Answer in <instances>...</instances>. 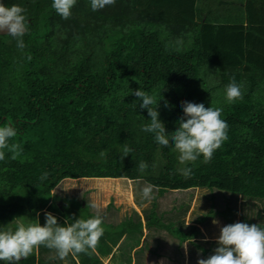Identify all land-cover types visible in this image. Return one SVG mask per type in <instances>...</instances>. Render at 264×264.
Here are the masks:
<instances>
[{"label":"trees","instance_id":"trees-1","mask_svg":"<svg viewBox=\"0 0 264 264\" xmlns=\"http://www.w3.org/2000/svg\"><path fill=\"white\" fill-rule=\"evenodd\" d=\"M0 2L24 8L29 21L23 49L0 34V126L11 122L17 136L10 143L23 149L15 160L5 150L0 161V223L33 214L52 197L78 206L81 218L94 216L74 197L52 195L65 178L99 179L103 187L92 181L98 191L114 186L132 203L124 178L264 198V7H251L245 29L206 21L203 13L198 21L195 0H115L97 11L90 0H77L67 20L53 0ZM233 77L243 99L229 103L225 88ZM138 88L159 102L166 133L177 129L181 101H189L222 109L228 139L209 163L200 156L180 165L171 143L162 146L142 130L150 117L133 95ZM125 145L132 149L126 157ZM141 161L148 165L143 173ZM181 167L192 168L190 178ZM147 224L166 226L155 213ZM123 226L139 229L129 221ZM19 264H35L34 256Z\"/></svg>","mask_w":264,"mask_h":264},{"label":"clouds","instance_id":"clouds-1","mask_svg":"<svg viewBox=\"0 0 264 264\" xmlns=\"http://www.w3.org/2000/svg\"><path fill=\"white\" fill-rule=\"evenodd\" d=\"M77 0H53L51 7L63 19L72 15L71 9ZM93 11L101 10L105 6L114 5L115 0H90ZM26 10L19 5L5 6L0 2V32H7L17 40V47H25L22 37L28 31L29 21L23 14ZM139 101L141 109H146L150 123L143 126V131L154 134V140L165 147L170 146L178 153L180 165L194 163L203 156V163H209L214 152L228 139V124L221 119L222 109L205 107L203 103L181 101L183 116L177 121L178 127L172 133H166L165 124L159 119L157 110L159 102L146 91L137 89L133 92ZM226 99L232 103L243 99L241 85L233 77L225 88ZM153 105H156L153 107ZM17 136V130L11 122L0 126V161L5 160V150L11 153L15 160L22 154V147L18 143H10ZM132 151L128 146L123 147L124 156ZM104 153H101L103 156ZM148 168L147 163L141 161L138 170L143 173ZM178 171L190 178L192 168L181 167ZM49 173L44 172L39 179L44 181ZM154 186L149 184L142 188L143 200L151 201ZM99 209V205L93 204ZM45 208V207H44ZM45 223L42 226L39 219L30 223H18L15 228L0 227V261L6 264H19L21 259H27L34 249L43 245L55 250L60 260H66L71 254H91L95 251L100 238L104 234L103 218L97 214L90 218H78L72 223L65 221L58 223L57 218L45 211ZM214 224L218 223L213 221ZM206 239V238H205ZM193 240L190 242L192 243ZM216 245L207 258H198L197 264H264V227L260 224L235 222L220 228ZM187 254V245L184 246Z\"/></svg>","mask_w":264,"mask_h":264},{"label":"rangeland","instance_id":"rangeland-1","mask_svg":"<svg viewBox=\"0 0 264 264\" xmlns=\"http://www.w3.org/2000/svg\"><path fill=\"white\" fill-rule=\"evenodd\" d=\"M218 0H197L198 4L202 5V10H207V4L212 6L216 5ZM226 1V0H223ZM231 11H232V6ZM216 12L221 11L220 7L214 8ZM237 11V8H236ZM198 21H203L200 14H196ZM1 35L7 36V32H0ZM118 178V177H115ZM124 178V177H119ZM131 183V191L134 194L133 203L131 200L123 198L121 192L113 186L112 191L107 193L98 191L93 185L94 181H98L100 187L104 186V183L99 179H62V183L65 181L69 184H73L74 187L64 191H60L63 188L61 181L51 189V193L54 196L60 198L74 197L81 203L82 206L87 207L88 211L94 209L93 204L99 205L105 213L102 215L108 216L109 212L113 209L116 203H120L122 210L127 209L124 219H117L122 221L121 223L129 221L130 223L139 224V229L134 231L138 238L142 236V232L149 234V230L153 225L147 224V219L151 213H155L156 217L166 226H156L157 231L154 236H166L169 240L184 239L182 236L186 235V238H192L194 233H201L203 236H210L218 238L220 234V228L233 224L235 222H244L251 224H260L264 227V198H256L240 193H233L227 190H219L210 187L193 186L189 188H162L155 185L147 178H124L122 181L128 184V180ZM114 180V179H113ZM93 181V182H92ZM116 181V180H115ZM113 181V182H115ZM153 185V196L150 202L143 200L141 196V190L146 185ZM75 189V190H73ZM118 191V192H117ZM122 194V195H121ZM127 202H122V201ZM61 200L50 198L43 211L52 213L55 217L60 214L63 222L67 220L72 223L75 219L80 218L82 209L74 205L63 206L65 213L59 211ZM62 207V208H63ZM129 207V208H128ZM120 209V208H119ZM67 213L72 215V218L67 217ZM100 213V212H99ZM100 215V214H99ZM40 219L41 225L45 223L44 212L40 214H30L29 216L21 217L11 222H2L0 227H12L15 228L18 223H30L35 219ZM218 223L214 224L213 221ZM144 228V229H142ZM142 229V231H141ZM182 231L181 234H176L175 230ZM152 232V231H151ZM36 250V249H35Z\"/></svg>","mask_w":264,"mask_h":264},{"label":"crops","instance_id":"crops-1","mask_svg":"<svg viewBox=\"0 0 264 264\" xmlns=\"http://www.w3.org/2000/svg\"><path fill=\"white\" fill-rule=\"evenodd\" d=\"M230 6H232V11ZM202 7L195 0L194 8L196 9V14L203 13L202 16L204 15L206 17V21L214 23L220 20H228L232 23L235 21L244 24L246 29V25L250 23L248 12L251 7L261 9L264 7V0H218L214 6L207 4L206 8L208 7V9L206 11L202 10ZM215 7H220L222 10L216 12ZM255 21L261 22L259 20ZM65 179L71 180L73 178ZM60 191L62 193L64 192L62 190ZM123 198L127 199L124 196ZM122 202L127 201L124 200ZM60 205L59 211L66 214L65 208L63 207L66 204L61 202ZM112 207L113 209L109 212V215L104 217L102 215L105 211L101 207L88 211L91 215L93 214L95 216L100 214L102 216V227L104 228V234L100 238L95 251L89 250L91 254L80 253L76 256L70 254L66 260H60L56 256L55 250L41 245L36 250L34 249L29 257L34 256L35 264H197L198 258H207L212 254L213 249L217 247L216 237L211 238L206 235L202 237L201 233L198 235L196 232L192 238H179L178 240H169L163 235L154 236V233L158 232L156 225L151 227L148 235L142 232V236L138 238L137 234L134 233L138 228H126L121 223L122 221L117 220L118 218L124 219V211L127 209L123 208L122 210L120 203H116ZM43 209L37 210L36 213L40 214L41 212H45ZM69 216L72 218V215L67 213L68 220ZM56 218L60 225H64L60 214ZM41 221L39 219L40 224ZM4 222L7 223V221ZM0 224L3 225L2 222ZM192 240L193 242L190 243ZM185 245H187V254L184 248Z\"/></svg>","mask_w":264,"mask_h":264}]
</instances>
